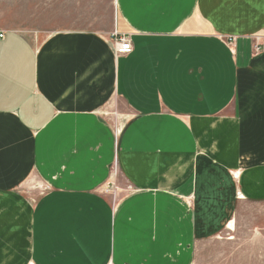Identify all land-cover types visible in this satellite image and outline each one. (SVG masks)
Instances as JSON below:
<instances>
[{"label": "crops", "instance_id": "obj_1", "mask_svg": "<svg viewBox=\"0 0 264 264\" xmlns=\"http://www.w3.org/2000/svg\"><path fill=\"white\" fill-rule=\"evenodd\" d=\"M113 5L126 55L0 26V264H191L264 200V0Z\"/></svg>", "mask_w": 264, "mask_h": 264}, {"label": "rangeland", "instance_id": "obj_2", "mask_svg": "<svg viewBox=\"0 0 264 264\" xmlns=\"http://www.w3.org/2000/svg\"><path fill=\"white\" fill-rule=\"evenodd\" d=\"M114 14L113 0H0V26L38 38L63 27L111 32ZM26 191L35 198L44 187ZM191 264H264V200L239 201L218 233L196 241Z\"/></svg>", "mask_w": 264, "mask_h": 264}, {"label": "built area", "instance_id": "obj_3", "mask_svg": "<svg viewBox=\"0 0 264 264\" xmlns=\"http://www.w3.org/2000/svg\"><path fill=\"white\" fill-rule=\"evenodd\" d=\"M2 36V35H0ZM111 36L114 39V50L118 55H126L132 51L131 39L128 35H119L116 31L111 32ZM228 43L234 41L233 37H229Z\"/></svg>", "mask_w": 264, "mask_h": 264}]
</instances>
